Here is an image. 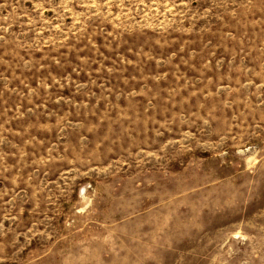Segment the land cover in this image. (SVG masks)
I'll list each match as a JSON object with an SVG mask.
<instances>
[{"label":"rangeland","instance_id":"374dc122","mask_svg":"<svg viewBox=\"0 0 264 264\" xmlns=\"http://www.w3.org/2000/svg\"><path fill=\"white\" fill-rule=\"evenodd\" d=\"M0 264H264V0H0Z\"/></svg>","mask_w":264,"mask_h":264}]
</instances>
